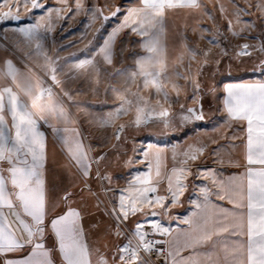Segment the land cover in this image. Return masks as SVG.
I'll list each match as a JSON object with an SVG mask.
<instances>
[{"label": "snow or ice", "instance_id": "obj_1", "mask_svg": "<svg viewBox=\"0 0 264 264\" xmlns=\"http://www.w3.org/2000/svg\"><path fill=\"white\" fill-rule=\"evenodd\" d=\"M105 7L0 0V264H264V0ZM93 70L115 102L74 100Z\"/></svg>", "mask_w": 264, "mask_h": 264}, {"label": "rangeland", "instance_id": "obj_2", "mask_svg": "<svg viewBox=\"0 0 264 264\" xmlns=\"http://www.w3.org/2000/svg\"><path fill=\"white\" fill-rule=\"evenodd\" d=\"M12 3H15V0H11ZM96 3L100 5H107L103 9L104 13H108L112 10V5L115 3H118V0H95ZM241 4H245L246 2H250V0H238ZM203 3L207 5L210 9L213 8V6L216 4V0H203ZM20 15H24V10L22 9L19 13ZM84 16L83 12H80L78 15H70L68 20L65 21V27L64 29H60L55 34V43L56 45L62 46L58 52L55 53V55L60 57V60L58 63L67 71L71 69L72 62L68 59H65L67 56H71L72 54L80 52L85 45L88 44L89 40L92 38L93 33L97 30L98 26L101 25L102 21L101 19H94L91 21V26L88 29L87 36L81 37L79 35V32H72L70 28H78L80 26L79 22ZM205 22H207L205 20ZM69 29V30H68ZM68 30V31H67ZM67 31V32H65ZM202 43V41H201ZM51 47V45H50ZM117 63L120 61L121 57V51H116L115 53ZM123 56L127 58L126 53H123ZM126 64H131L132 61L130 58H127L125 60ZM193 67H195V62L193 61ZM101 68H106L107 66L103 64V62H100ZM87 80L85 83L84 81ZM79 83L81 85V90L77 93H74V100L78 102L87 101L90 103H97V102H103L107 101L108 103H113L116 100V97L114 93L109 90L107 92V95H105V88L107 86V78L104 75L103 71H101L99 74L96 73V71H92L91 75L89 77H85L83 74H78L76 76L75 82L72 85H69L70 87H75L76 84ZM113 84L117 88H130L135 89L136 84L132 82L131 80L125 82L123 76H114L113 77ZM95 88L98 91L96 93H93L91 90ZM73 116L77 115V111L75 108L72 110ZM133 116L132 112H128L126 115H123L119 118V120L116 121V123H120V121H128ZM92 139H95L99 142L100 147L93 149L94 151H100L103 149L110 148L112 144V139L105 138V135L101 131H97L95 128H92ZM103 237L100 239L101 245H103Z\"/></svg>", "mask_w": 264, "mask_h": 264}, {"label": "crops", "instance_id": "obj_3", "mask_svg": "<svg viewBox=\"0 0 264 264\" xmlns=\"http://www.w3.org/2000/svg\"><path fill=\"white\" fill-rule=\"evenodd\" d=\"M117 51H119V50H117ZM115 53H116V52H115ZM123 53H126V55H128V54H127V51H123Z\"/></svg>", "mask_w": 264, "mask_h": 264}]
</instances>
